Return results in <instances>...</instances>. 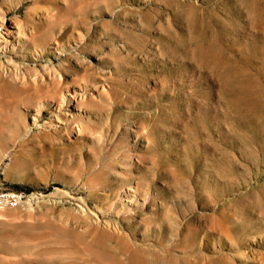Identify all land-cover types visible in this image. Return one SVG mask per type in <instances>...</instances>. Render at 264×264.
Returning a JSON list of instances; mask_svg holds the SVG:
<instances>
[{
	"label": "rangeland",
	"instance_id": "obj_1",
	"mask_svg": "<svg viewBox=\"0 0 264 264\" xmlns=\"http://www.w3.org/2000/svg\"><path fill=\"white\" fill-rule=\"evenodd\" d=\"M0 12V264H264V0Z\"/></svg>",
	"mask_w": 264,
	"mask_h": 264
},
{
	"label": "bare ground",
	"instance_id": "obj_2",
	"mask_svg": "<svg viewBox=\"0 0 264 264\" xmlns=\"http://www.w3.org/2000/svg\"><path fill=\"white\" fill-rule=\"evenodd\" d=\"M44 15V14H43ZM41 16V15H40ZM43 17V16H42ZM18 19V18H17ZM32 22V21H31ZM36 24V23H34ZM32 26V25H31ZM29 28V26H28ZM4 34V35H3ZM14 35H17L15 38H13ZM9 38H12V39H9ZM23 39H26V35L25 33H23L19 27L17 26V23L14 21V20H7L5 19L4 16H2L1 12H0V49H3L5 46H8V47H12L14 44H18L20 41H22ZM22 48V46H21ZM24 54H27L29 53V51L25 48V50L23 51ZM5 55V54H4ZM12 57V56H11ZM10 57V58H11ZM13 58V57H12ZM14 59V58H13ZM38 61V60H37ZM36 61V62H37ZM11 62V61H10ZM30 67V66H29ZM71 75V74H70ZM3 79V78H2ZM4 83V82H3ZM101 87V86H100ZM6 92V91H5ZM10 92V91H9ZM8 93V92H7ZM80 94V93H79ZM12 95V93H11ZM70 96V95H69ZM64 97V96H63ZM11 99V98H10ZM9 99V100H10ZM1 101V100H0ZM72 101H73V104H72V110L75 111V114L74 115H77V111L79 110L78 109V106L80 104V102H83V94H81L80 96H76V98H72ZM9 102V101H8ZM61 103H64L65 102V99L64 98H61L60 100ZM88 102V101H86ZM6 105V104H5ZM5 107V106H4ZM2 107V109L4 108ZM44 112V111H43ZM71 110H67V112H65L66 116L67 117H70V118H73L74 115L71 114ZM32 119H34V117H32ZM78 121V120H77ZM82 123V122H81ZM34 127V126H33ZM32 127V128H33ZM78 128V127H77ZM32 130V129H31ZM83 130V129H81ZM9 154V153H8ZM123 167V166H122ZM147 202V201H146ZM148 203V202H147ZM146 203V205H147ZM148 206V205H147ZM143 222V221H142ZM117 224V223H116ZM116 226V225H115ZM6 228V227H5ZM23 228V227H22ZM38 228V227H37ZM45 229V228H44ZM21 230V229H20ZM42 230V229H41ZM18 231V230H17ZM54 232V231H53ZM52 232V233H53ZM94 232V231H93ZM9 233V232H8ZM56 233V232H54ZM42 235V234H41ZM9 236V235H8ZM44 237H47V236H44ZM50 238V237H49ZM142 238V237H141ZM54 240V239H53ZM52 240V241H53ZM217 240V239H216ZM69 241V240H68ZM73 241V239H72ZM219 241V240H218ZM19 242V241H18ZM22 242V241H21ZM30 242V241H29ZM15 243V242H14ZM13 244V243H12ZM19 245V244H18ZM133 245V244H132ZM140 246V245H139ZM38 256V255H37ZM148 256V255H147ZM18 257V256H17ZM40 258V257H39ZM149 262V261H148Z\"/></svg>",
	"mask_w": 264,
	"mask_h": 264
},
{
	"label": "built area",
	"instance_id": "obj_3",
	"mask_svg": "<svg viewBox=\"0 0 264 264\" xmlns=\"http://www.w3.org/2000/svg\"><path fill=\"white\" fill-rule=\"evenodd\" d=\"M22 199V194L17 192H0V206L15 207Z\"/></svg>",
	"mask_w": 264,
	"mask_h": 264
}]
</instances>
